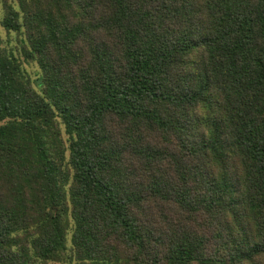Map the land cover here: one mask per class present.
I'll list each match as a JSON object with an SVG mask.
<instances>
[{
	"label": "trees",
	"instance_id": "16d2710c",
	"mask_svg": "<svg viewBox=\"0 0 264 264\" xmlns=\"http://www.w3.org/2000/svg\"><path fill=\"white\" fill-rule=\"evenodd\" d=\"M0 3V264H264V0Z\"/></svg>",
	"mask_w": 264,
	"mask_h": 264
},
{
	"label": "rangeland",
	"instance_id": "374dc122",
	"mask_svg": "<svg viewBox=\"0 0 264 264\" xmlns=\"http://www.w3.org/2000/svg\"><path fill=\"white\" fill-rule=\"evenodd\" d=\"M4 17V9L3 5L0 3V46L7 47L9 49H13L14 53L17 57L21 58L23 61V67L25 71L30 75L32 81L37 87V83L41 77V70L36 63H28L25 62L23 54H22V46L19 42L18 35L14 32L8 33L5 28L2 26L1 22ZM50 264H61V263H50Z\"/></svg>",
	"mask_w": 264,
	"mask_h": 264
}]
</instances>
